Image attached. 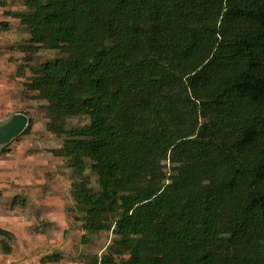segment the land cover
<instances>
[{"label":"trees","instance_id":"obj_1","mask_svg":"<svg viewBox=\"0 0 264 264\" xmlns=\"http://www.w3.org/2000/svg\"><path fill=\"white\" fill-rule=\"evenodd\" d=\"M24 5L22 51L62 54L27 86L66 135L82 228L114 234L103 261L264 264V0Z\"/></svg>","mask_w":264,"mask_h":264},{"label":"rangeland","instance_id":"obj_2","mask_svg":"<svg viewBox=\"0 0 264 264\" xmlns=\"http://www.w3.org/2000/svg\"><path fill=\"white\" fill-rule=\"evenodd\" d=\"M24 1L0 5V124L16 112L31 122L27 132L0 145V264H108L103 260L114 234L82 228L71 195L72 170L67 158L51 152L66 135L46 129L45 101L27 86L34 67L62 54L43 47L22 51L30 35L13 13L25 10ZM88 122L87 116H71L66 128ZM89 164L84 180L97 190ZM115 257L120 264L126 256Z\"/></svg>","mask_w":264,"mask_h":264},{"label":"water","instance_id":"obj_3","mask_svg":"<svg viewBox=\"0 0 264 264\" xmlns=\"http://www.w3.org/2000/svg\"><path fill=\"white\" fill-rule=\"evenodd\" d=\"M28 121L29 119L24 113L16 112L0 124V145L7 143L11 138L23 132Z\"/></svg>","mask_w":264,"mask_h":264}]
</instances>
